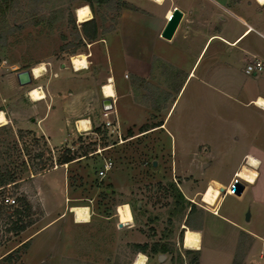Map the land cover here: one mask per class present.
Listing matches in <instances>:
<instances>
[{
  "label": "rangeland",
  "instance_id": "374dc122",
  "mask_svg": "<svg viewBox=\"0 0 264 264\" xmlns=\"http://www.w3.org/2000/svg\"><path fill=\"white\" fill-rule=\"evenodd\" d=\"M150 1L161 4L164 0ZM131 2L135 0L6 1L0 16V110L8 123L0 126V175L8 174L12 181L0 188V197L11 196L16 204H0V264H133L140 252L133 248L134 243L146 244L142 252L146 264H189L192 254L182 245L183 230H195L202 224L203 245L208 248L202 264H230L227 249L236 228L212 216L221 200L220 184L213 179L204 181L208 176L227 175L246 144L264 146V112L243 103L250 95L264 92V74L256 78L244 74L245 62L234 52L224 57L237 73L234 80L241 89L238 97L231 99L221 96L214 86L198 84L196 78L178 89L185 76L182 69L156 58L149 65L147 79L124 71L108 34L115 30L121 10ZM82 5L89 7L97 26L93 40L84 36L75 17V8ZM172 15L173 9H168L164 19H172ZM79 53L87 55L88 64L76 71L70 58ZM39 63L45 66L44 74L29 85H18L15 73ZM128 63L133 68L136 64L130 56ZM65 66L73 73L85 72L90 81L102 85L111 80V99L122 135L127 137L125 142L100 154L92 153L97 146L114 141L109 131H94L95 123L102 119L98 100L91 130L79 131L74 125L64 131L68 136L62 144L49 146L38 127L30 128V118L34 117L30 111L37 101L29 99L28 90L43 82H61L54 72ZM122 79L123 84L119 82ZM171 104L163 126H158ZM232 135L238 139L232 140ZM215 137L229 147L213 158L190 153L198 138ZM65 149L77 158L63 164L64 179L62 170L55 169L31 182L42 192L47 214L34 195L32 203L27 200L30 209L26 210L19 199L34 192L30 178L59 166ZM84 152L86 156H81ZM103 158H109L112 167L98 178L95 170ZM202 163L207 165L202 167ZM239 167L245 169L242 164ZM234 175L239 174L235 171ZM249 175L255 179L257 172ZM182 184L187 185L186 191ZM194 190L199 193L188 199L185 195ZM71 205L88 206L89 221L76 223L69 212ZM219 208L220 215L243 228L258 231L264 223V208L250 203L247 191L225 196ZM62 210L64 215L50 222ZM118 222L124 225L118 227ZM20 224L24 225L22 230H13ZM154 245L165 248L157 252L164 256L160 262L156 261L157 253L149 251ZM250 245L248 235L238 234L232 259L238 254L241 264H249L244 256Z\"/></svg>",
  "mask_w": 264,
  "mask_h": 264
},
{
  "label": "crops",
  "instance_id": "0c3cea01",
  "mask_svg": "<svg viewBox=\"0 0 264 264\" xmlns=\"http://www.w3.org/2000/svg\"><path fill=\"white\" fill-rule=\"evenodd\" d=\"M147 3L153 4L155 8L149 7ZM130 4L128 8L121 10L115 30L108 34L110 46L114 47L124 71L140 79H147L149 65L152 59L156 58L165 65L171 64L182 69L185 76L178 89H181L187 80L196 78L198 84L214 86L221 96L231 99H236L241 89L234 80L237 73L229 66V63L224 61V57L234 52V55L242 57L244 65L247 63V59L259 61L262 63V69L252 76L256 78L264 74V4L255 0H164L161 4L150 0H135ZM174 8L180 11L181 16L171 37L165 39L160 35L166 22L164 13L166 10ZM251 33L253 35L247 42L245 39ZM149 41L151 44H145ZM207 53L208 56L202 69L199 74H196L200 61ZM129 56L136 62L134 68L128 63ZM73 72L75 71H69L66 66L60 67L54 72V75L56 78L60 76L61 82L39 83L45 97L41 101L38 100L35 109L30 111L34 117L30 118L29 126H31L30 128L38 127L40 134L44 136L49 146H57L66 141L68 133L65 134L64 131L73 128L74 125L76 127L75 123L79 119L85 118L89 123V128L82 131L91 130L94 106L97 100L99 103L101 101L99 94L102 91L100 90L102 84L99 81H90L83 71L78 74ZM119 82L123 84L124 80ZM176 97L177 95L174 100ZM258 97L264 99V92L250 95L243 103L253 105L264 112V108L253 104ZM171 107L172 104L158 126H163ZM12 120L16 122V118L13 117ZM162 128L165 129V126ZM230 138L238 139V136L232 135ZM227 147L229 146L225 145V141H219L216 137L198 138L193 142L194 151L190 153L200 152L205 156L212 157ZM245 155L253 156L259 161V164L256 167L248 165L244 160ZM211 161L213 159H210L209 165ZM241 164L245 167L243 171L239 167ZM205 165L207 163L201 164L202 167ZM63 166L65 165L54 166L41 174L33 175L30 178V185L35 178L49 170L61 169L62 179H64ZM235 171L239 175L235 176ZM255 172H257L256 178L252 179L253 176L251 177L249 174L253 175ZM237 177L243 180L244 186L241 193L236 196L247 191L249 192V202L255 203L258 208H264V146L260 147L253 143L246 144L241 156L227 175L223 178L208 176L204 183L213 179L220 184V187L224 188L221 193V202L225 196L234 194L229 192L227 187ZM199 183L203 184L202 181ZM182 187L186 191L187 185L182 184ZM31 188L34 192L27 193V200L32 203L33 195L37 196L45 214H47L42 192L33 188L32 185ZM196 193L199 192L194 190L185 196L190 199V196L196 197ZM220 202L216 208V215L212 216L236 228V232L231 238L230 247L227 249L230 260L232 261V252L237 236L243 233L251 238V245L244 256V262L264 264V223L258 231L252 228H243L227 216L219 214ZM62 215H64L63 210L56 217L51 218L50 222ZM203 227L204 224L194 228L201 235L200 249H197L198 264H202L205 251L208 249L203 245ZM156 261L160 262L157 258Z\"/></svg>",
  "mask_w": 264,
  "mask_h": 264
},
{
  "label": "bare ground",
  "instance_id": "6f19581e",
  "mask_svg": "<svg viewBox=\"0 0 264 264\" xmlns=\"http://www.w3.org/2000/svg\"><path fill=\"white\" fill-rule=\"evenodd\" d=\"M255 1H257L260 4H264V2H262V0H255ZM85 10H87V11L85 12ZM74 12H75V17L77 19V22H83V21H86V20L91 18V12H90V9L87 5H82V6L76 7ZM70 64L72 65L73 69H75V70H80V69L86 68L87 64H88L87 55H85L83 53L73 55L70 58ZM31 70H32L34 77L38 78L44 74L46 69H45V66L43 63H39V64L32 66ZM101 90H102V93L104 96L114 97V89H113L111 80H108L107 82H105L102 85ZM29 91H30L29 92V99L31 101H38V100H41L45 97L44 92L40 91L36 88H34V89L30 88ZM262 102H264V99L258 97L254 100L253 104L258 106L259 108L263 109L264 104H262ZM0 114H3V112L1 110H0ZM3 120L5 122L0 123V126L8 123V120L6 119L4 114H3ZM75 124H76V127L79 131L87 130L89 128L88 120L85 118L79 119L78 121H76ZM245 163H247L248 165L256 167L259 164V161L257 159H255L253 156L247 155V157L245 159ZM227 190L230 191L229 187ZM69 212L72 213L74 221L76 223H84V222L89 221V219H90L89 208L86 205H71L69 208ZM182 226L184 227L185 225H182ZM144 257H145V255L143 253L139 252L138 255L135 257L133 264H144L146 261L143 259Z\"/></svg>",
  "mask_w": 264,
  "mask_h": 264
},
{
  "label": "trees",
  "instance_id": "16d2710c",
  "mask_svg": "<svg viewBox=\"0 0 264 264\" xmlns=\"http://www.w3.org/2000/svg\"><path fill=\"white\" fill-rule=\"evenodd\" d=\"M7 0H0V16L3 15L4 13V6ZM81 28L83 31V34L86 38H88L89 40H93L96 37V33H97V26L94 22V20L92 18L81 22ZM161 124V123H160ZM101 126H94V131L95 132H100ZM86 156V152L82 153L81 156ZM77 157L73 156V153L69 151V149H65L64 153H62V155L59 157L58 159V164L63 165V164H69L71 161H73V159H75ZM11 176H9L8 174H4V175H0V188H3V186L9 182H11ZM177 197H179L180 199L182 198L180 193H177ZM20 205H23L26 210L30 209L29 203L27 201V199L24 198H20ZM193 205H190V210L191 207ZM189 210V212H190ZM14 214L15 215H19V210L18 209H14ZM24 228V225H15L13 227V230L15 231H20ZM242 235H245L243 233H241ZM200 232L198 230H189L187 228H185L183 230V235H182V245L184 248L190 249L187 252L191 253L192 256L190 258L189 264H198V251L197 249H199V244H200ZM24 244V243H23ZM22 245V244H21ZM133 248L136 251H140L145 252L146 250V244H140V243H134ZM193 249V250H191ZM149 251L152 253H157L159 251H165V248H158L154 246L149 247ZM231 264H241L240 262V255L236 254V256L233 257Z\"/></svg>",
  "mask_w": 264,
  "mask_h": 264
},
{
  "label": "built area",
  "instance_id": "2783aa9c",
  "mask_svg": "<svg viewBox=\"0 0 264 264\" xmlns=\"http://www.w3.org/2000/svg\"><path fill=\"white\" fill-rule=\"evenodd\" d=\"M167 20L168 19H166L165 21H167ZM261 69H262V63L259 61H253L252 60V61H248L244 65L243 71L245 74L255 75ZM29 75H30L31 80L36 79L32 73V70H29ZM34 88L42 91L41 85H35V86H33V89ZM29 92L30 91L28 90V92H27L28 97H29ZM109 98H111V97H109ZM111 101H112V99H111ZM100 107H101V105H100ZM101 110H102L101 111L102 119H101V121H99L95 125L101 126V128L109 131V133L114 136V141L112 142L111 145H103L101 147L97 146L92 151L93 154H100L103 150L108 149L109 147H112V145H119V144H122L123 142H125L127 140V137L122 135V131L120 128L119 120H118L113 102H111V108H108V109H102L101 108ZM76 129H77V127H76ZM111 167H112V161L109 158H103L99 168H97L95 170L96 176L98 178L104 177L107 174V172L111 169ZM239 180L241 182L243 181L241 179H239ZM231 182L229 183L228 187L230 186ZM244 182H246V181H244ZM0 204L5 205V206H14L16 204V201L11 196L5 195V196L0 197Z\"/></svg>",
  "mask_w": 264,
  "mask_h": 264
},
{
  "label": "water",
  "instance_id": "95a60500",
  "mask_svg": "<svg viewBox=\"0 0 264 264\" xmlns=\"http://www.w3.org/2000/svg\"><path fill=\"white\" fill-rule=\"evenodd\" d=\"M181 13L178 9H173V15H172V19H168V21L165 22V25L160 33V35L165 38V39H169L174 31V28L178 22V20L180 19ZM15 79L18 85L20 86H24V85H29L31 83V78L29 75V70L28 69H24L21 71H17L15 73ZM111 98L109 97H103L100 101V105L102 109H108L111 108ZM152 165H155V161L152 162ZM243 183L238 179L235 178L232 180L230 186H229V190L230 192L234 193L235 195H239L243 189ZM219 191L222 193L224 191L223 187H219ZM248 216V214L246 215ZM118 227L123 226L124 224L122 223H118L117 224ZM127 225V224H125ZM158 261H162V259H164V256L161 253H158L156 256Z\"/></svg>",
  "mask_w": 264,
  "mask_h": 264
},
{
  "label": "clouds",
  "instance_id": "9594fccd",
  "mask_svg": "<svg viewBox=\"0 0 264 264\" xmlns=\"http://www.w3.org/2000/svg\"><path fill=\"white\" fill-rule=\"evenodd\" d=\"M5 121L3 120V114H0V123H4ZM144 260H146L147 258L144 257L143 258Z\"/></svg>",
  "mask_w": 264,
  "mask_h": 264
},
{
  "label": "snow or ice",
  "instance_id": "6c2138e0",
  "mask_svg": "<svg viewBox=\"0 0 264 264\" xmlns=\"http://www.w3.org/2000/svg\"><path fill=\"white\" fill-rule=\"evenodd\" d=\"M262 2H264V0H262ZM87 10H85V12H86ZM262 104H264V102H262Z\"/></svg>",
  "mask_w": 264,
  "mask_h": 264
}]
</instances>
